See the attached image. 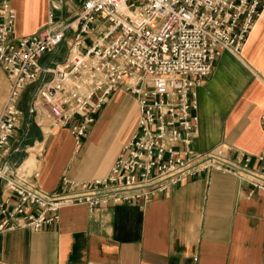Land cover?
<instances>
[{
	"label": "built area",
	"instance_id": "1",
	"mask_svg": "<svg viewBox=\"0 0 264 264\" xmlns=\"http://www.w3.org/2000/svg\"><path fill=\"white\" fill-rule=\"evenodd\" d=\"M47 19L36 31L16 34V11L0 0V64L10 89L0 111V155L7 149L23 88L50 72L30 110H46L50 128L70 125L78 142L96 111L124 81L138 106L137 125L101 176H64L65 190L45 192L20 168L0 165L11 192L0 199V231L39 228L65 205L89 207L148 197L203 168H217L264 191V147L226 156L192 146L198 126V81L223 50L238 53L264 0H47ZM67 38L62 60L40 63ZM264 125V111L261 114ZM14 194V197L13 195Z\"/></svg>",
	"mask_w": 264,
	"mask_h": 264
},
{
	"label": "crops",
	"instance_id": "2",
	"mask_svg": "<svg viewBox=\"0 0 264 264\" xmlns=\"http://www.w3.org/2000/svg\"><path fill=\"white\" fill-rule=\"evenodd\" d=\"M10 1L16 34L45 24L47 0ZM67 38L40 63L64 59ZM50 75L41 72L23 88L14 132L0 155V165L20 168L45 192L65 190L64 176L106 174L138 118L135 97L122 81L76 142L69 124L50 128L44 108L30 110L38 85ZM9 89L0 64V111ZM196 90L195 150L220 149L232 157L263 149L264 2L240 51L220 52ZM7 195L1 181L0 199ZM0 264H264V191L232 172L203 168L146 198L65 205L52 223L0 231Z\"/></svg>",
	"mask_w": 264,
	"mask_h": 264
}]
</instances>
